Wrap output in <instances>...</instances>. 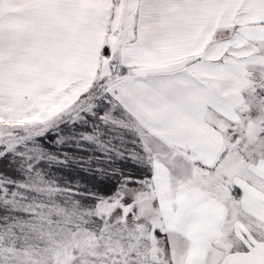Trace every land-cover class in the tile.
<instances>
[{"label": "snow or ice", "instance_id": "6c2138e0", "mask_svg": "<svg viewBox=\"0 0 264 264\" xmlns=\"http://www.w3.org/2000/svg\"><path fill=\"white\" fill-rule=\"evenodd\" d=\"M98 105L139 174L0 223V264H264V0H0V143Z\"/></svg>", "mask_w": 264, "mask_h": 264}, {"label": "trees", "instance_id": "16d2710c", "mask_svg": "<svg viewBox=\"0 0 264 264\" xmlns=\"http://www.w3.org/2000/svg\"><path fill=\"white\" fill-rule=\"evenodd\" d=\"M82 114L84 118L77 122L65 121L58 128L42 129L41 134L21 145L2 148L5 155L0 160V223L28 221L40 205L53 202L67 204L75 200L88 206L95 203L93 197L110 194L128 176L121 165H128L127 159L131 158H115L118 152L111 154L109 148L103 154L113 159L119 170H110V165L98 171L87 167L81 155L66 153L67 145H76L79 150L83 146L64 138L66 133L74 135L90 127L92 118L84 111ZM29 169L34 172L27 173Z\"/></svg>", "mask_w": 264, "mask_h": 264}, {"label": "rangeland", "instance_id": "374dc122", "mask_svg": "<svg viewBox=\"0 0 264 264\" xmlns=\"http://www.w3.org/2000/svg\"><path fill=\"white\" fill-rule=\"evenodd\" d=\"M83 111L85 112V115H89L92 118V121L90 122L91 125H89L90 127L82 128L74 135L71 133H66L64 137L66 142L70 140L71 142H75L79 145L82 143L83 146L80 148L81 150H79L78 146L76 145H67L68 147L66 149V153L72 154L74 156L81 155L86 166L88 165L91 168H97L98 171H100V169H106L110 165V170H119L116 168L117 164L114 163V160L108 158L109 156L107 154H103V152L108 151L109 148L111 154L118 152V154H114L115 158H131L127 159L128 165H121L126 175H138L140 169L138 167V162L135 159V153L137 151L135 136L129 130L120 128L103 120L102 117L105 115L106 110L102 105H98L96 108H94L92 110L93 112H89L87 110H76L69 112L59 117L55 121L47 125L40 126L39 128L32 131L17 130L13 138L6 139L5 142L0 143V160L2 159V155H5L2 154V148L7 149L8 146L11 147L13 145L16 147L21 145L25 143H22V141H28L35 138L34 136L41 134L43 132L42 129L58 128L65 121H69L71 123L77 122L84 118L82 114ZM94 112L96 113L93 114ZM94 129L97 131L93 132ZM80 139H83L84 142H81ZM72 146L77 148L73 149L71 148ZM121 152H125L126 155H123ZM21 156H24V154ZM70 157L72 158V156ZM32 172H34L32 169L27 171V173Z\"/></svg>", "mask_w": 264, "mask_h": 264}]
</instances>
